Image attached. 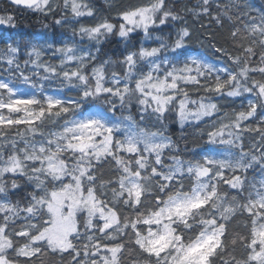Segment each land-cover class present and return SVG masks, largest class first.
Here are the masks:
<instances>
[{
	"label": "snow or ice",
	"instance_id": "6c2138e0",
	"mask_svg": "<svg viewBox=\"0 0 264 264\" xmlns=\"http://www.w3.org/2000/svg\"><path fill=\"white\" fill-rule=\"evenodd\" d=\"M10 2L51 19L29 31L0 15V264H264V12ZM187 14L232 27L223 43L196 30V48ZM113 36L128 43L102 59Z\"/></svg>",
	"mask_w": 264,
	"mask_h": 264
},
{
	"label": "trees",
	"instance_id": "16d2710c",
	"mask_svg": "<svg viewBox=\"0 0 264 264\" xmlns=\"http://www.w3.org/2000/svg\"><path fill=\"white\" fill-rule=\"evenodd\" d=\"M87 2L92 3L93 5H95L96 8L98 9H104V11L99 12V14L105 15H114V11L113 12H108L106 6H105V0H87ZM112 3L114 4H121V3H128L130 2V0H111ZM170 2H172L174 4V7L177 10H181L185 7L187 8H192L193 6L196 5L197 0H170ZM218 2L222 5H229V4H233V5H239L240 8L239 10L235 7L230 9V14L233 15L234 17V21L233 23H235V18L236 17H240L241 16V12L247 13L249 16H254L255 12H253L250 9V5L251 3L255 4L258 6V8L264 12V0H218ZM213 12H217L219 11L216 8L215 3L213 4ZM0 13H4L5 15L7 14H11L15 17V23L19 24L21 27L27 26V30L29 31H38L41 30L42 28V24L43 23H49V20H45L42 16V14H38L35 13L33 11L30 10H26V9H22L19 8L15 5H13L12 3H10L8 0H0ZM185 20L188 22V24L190 26H193L194 31H193V40H192V45L193 47L199 48L200 44L198 42V35L199 33L196 30H200V32H210L213 33L214 35H216L217 39L221 41V43H223L224 38H226L228 36V32L231 30L232 24H230V22L225 18L224 19V24L223 27H220L216 24L215 20H212L210 17L208 16H202L199 18V20L197 21L195 17H193L191 14H187L185 15ZM94 20H82L81 23L84 24H91L94 23ZM114 23H118V21H113ZM201 25H204L205 27L203 29H201ZM180 26V25H177ZM239 27H243V24L240 23L238 24ZM7 27V26H6ZM75 27H79V25H76ZM3 28V27H0ZM67 33L69 36H71V26H65ZM168 32V29L165 28L163 30V32H159L153 33V39L152 40H144V47L147 48H151L154 46H157V44L154 42L155 40V36L160 35V36H166ZM131 36V43L135 45L136 49H138L140 47V41L143 38L144 34L142 31L137 30L136 33H132L130 34ZM77 41L80 39L79 37L75 38ZM125 43H128L127 41H122L120 37L118 36H113V37H109L108 41H106L103 44V53L104 55L102 56V59H107L108 56H111L113 59H117L119 58L120 54L124 51V45ZM210 43V42H209ZM209 55H211V50H208ZM259 53H257V59H258ZM24 59L23 56L20 57V60L22 62V60ZM44 60H48L49 59V55L46 54L43 58ZM53 63H58L59 59L53 60ZM6 67V65H5ZM240 103L239 99L235 100V104L238 105ZM231 106V105H229ZM15 130H13L14 132ZM187 131H191V129H187ZM167 135H172L173 139H176V137L180 136L182 134V130H181V126L178 122H173V121H169L168 122V126H167V131H166ZM182 143V142H181ZM4 153H5V158L7 157L8 154H10V149L9 148H5L4 149ZM108 164L105 163L103 165V179H108L109 178V172H108ZM98 175L100 174V170H98ZM251 175V173H250ZM11 177L6 176L5 180L10 182ZM99 183V181H98ZM21 195L23 194V190L20 193ZM11 199L13 201H15L17 199L16 195H12ZM148 205H145V207H147ZM238 219H241L238 217ZM20 223H23V221L21 220ZM244 228L242 224H238L236 220H234L232 222L231 225H229V237L228 239H231V234L234 232H240L241 234L244 233ZM240 249L239 247H237V253H239ZM69 259V257L64 256L63 260L66 264L67 260ZM44 260V264H61V257L59 254L54 255V256H46L43 258ZM37 264H40V262L38 261Z\"/></svg>",
	"mask_w": 264,
	"mask_h": 264
},
{
	"label": "rangeland",
	"instance_id": "374dc122",
	"mask_svg": "<svg viewBox=\"0 0 264 264\" xmlns=\"http://www.w3.org/2000/svg\"><path fill=\"white\" fill-rule=\"evenodd\" d=\"M250 9L253 11V12H255V15L254 16H259L260 14H261V10L258 8V6L257 5H255V4H253V3H251V5H250ZM98 16H101L99 13H98ZM74 66V65H73ZM237 100V99H236ZM152 130H156L155 128H153ZM19 147H23V144L21 143V144H19Z\"/></svg>",
	"mask_w": 264,
	"mask_h": 264
}]
</instances>
